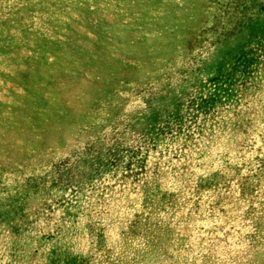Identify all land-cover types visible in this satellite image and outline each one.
<instances>
[{"label":"rangeland","instance_id":"1","mask_svg":"<svg viewBox=\"0 0 264 264\" xmlns=\"http://www.w3.org/2000/svg\"><path fill=\"white\" fill-rule=\"evenodd\" d=\"M0 264H264V0H0Z\"/></svg>","mask_w":264,"mask_h":264}]
</instances>
